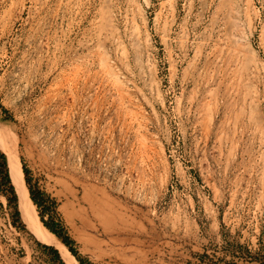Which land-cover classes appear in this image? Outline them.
<instances>
[{
    "label": "rangeland",
    "instance_id": "rangeland-1",
    "mask_svg": "<svg viewBox=\"0 0 264 264\" xmlns=\"http://www.w3.org/2000/svg\"><path fill=\"white\" fill-rule=\"evenodd\" d=\"M0 104L37 218L85 263L264 240V0H0ZM7 196L0 264H59Z\"/></svg>",
    "mask_w": 264,
    "mask_h": 264
},
{
    "label": "trees",
    "instance_id": "trees-1",
    "mask_svg": "<svg viewBox=\"0 0 264 264\" xmlns=\"http://www.w3.org/2000/svg\"><path fill=\"white\" fill-rule=\"evenodd\" d=\"M0 109L5 111L6 109L0 104ZM6 154L0 150V183L7 185V188L9 189L11 193V197L7 196V200L14 201L16 200V191L11 183V179L9 176L8 171V165L6 167ZM22 171L26 174V168L22 167ZM25 181L28 184V179L25 177ZM29 191V197L33 201V203L38 204V200L35 197L32 189L30 186L27 188ZM17 204H18V198H17ZM219 208H222V205H218ZM18 209V206H17ZM14 210V215L17 216L19 210ZM21 219V218H20ZM41 221L43 222L44 226L48 228L51 232H53L57 238L59 237L62 241V243L68 247L69 252L76 257V260L79 261V264H87L85 261L80 258L77 253L71 248L70 246V240L67 237H63L60 235V233L55 230V228L48 224L46 221H44L41 218ZM224 237H226L225 243L220 247V249H216V247L213 249L212 252H194L193 257L194 260H192V264H264V240L262 238L263 234V228L260 231V234L258 235L256 246L254 248L249 247L247 243L239 242L235 237L232 239L227 236V234L222 233ZM38 238L45 240L46 239L41 235H36ZM44 249L50 251L53 255V258L58 261L59 264H65L62 258L60 257V254L58 250L53 245H46L40 244ZM220 251L222 254H216L215 251Z\"/></svg>",
    "mask_w": 264,
    "mask_h": 264
},
{
    "label": "bare ground",
    "instance_id": "bare-ground-1",
    "mask_svg": "<svg viewBox=\"0 0 264 264\" xmlns=\"http://www.w3.org/2000/svg\"><path fill=\"white\" fill-rule=\"evenodd\" d=\"M0 145L5 149L6 152L8 171L11 177V182L17 192V206L21 219L31 229L41 232L43 235H45V237L48 238L51 243L55 244L58 247L60 255L66 264H77L78 261L75 260L71 253H69V250H67L68 248H66L63 243L57 238V236L48 228H46L37 218L36 213L33 210L32 201L28 195V190L21 176L22 170L18 163L14 146L4 145L2 143H0Z\"/></svg>",
    "mask_w": 264,
    "mask_h": 264
}]
</instances>
